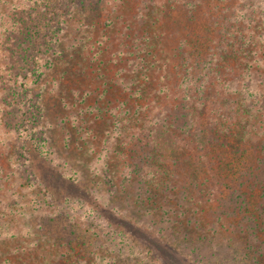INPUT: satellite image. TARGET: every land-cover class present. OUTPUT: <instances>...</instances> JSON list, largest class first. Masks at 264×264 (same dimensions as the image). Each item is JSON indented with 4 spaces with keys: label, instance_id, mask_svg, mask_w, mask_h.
I'll list each match as a JSON object with an SVG mask.
<instances>
[{
    "label": "trees",
    "instance_id": "16d2710c",
    "mask_svg": "<svg viewBox=\"0 0 264 264\" xmlns=\"http://www.w3.org/2000/svg\"><path fill=\"white\" fill-rule=\"evenodd\" d=\"M56 92L106 136L38 148L84 194L12 191L0 264H169L160 246L264 264V0H0V133L22 141L18 166L46 140Z\"/></svg>",
    "mask_w": 264,
    "mask_h": 264
},
{
    "label": "rangeland",
    "instance_id": "374dc122",
    "mask_svg": "<svg viewBox=\"0 0 264 264\" xmlns=\"http://www.w3.org/2000/svg\"><path fill=\"white\" fill-rule=\"evenodd\" d=\"M66 80L67 79H65V83L68 82ZM65 96L66 99H61L59 98L57 92L55 94L52 93L46 96V98L50 100V114L55 117L51 121L53 122V126L49 125L50 123H47L45 125L47 128L48 136L45 135L46 140L42 141V145H34L32 141H30L31 143L27 145V147H30V149H27V152H29L28 155L30 157V159H28V167L18 166L17 163H15L18 161V159L16 158L18 156L17 150H22V141L18 139L15 140L13 136L14 134L0 133V210H5V208L11 206V203L14 202V200H12V191H14L15 189H17L16 193H19L20 195H23L27 189H31L33 196H36L35 200H47L48 202H59V200L63 198V195L59 194L57 195V197H55L54 194H56L57 191H61L66 188L72 190V193L70 192L72 196H74V194L76 193L84 194L82 193V191H80L83 190V188L75 186L73 181L67 182L63 173L56 168L57 163H54V165L49 168L44 156L40 155V150H38V148L40 147H43V149L56 148L59 152L61 151L65 153L70 151L71 153H74L76 152V150H79V144L84 145L85 142L92 141V136L97 141L95 143L97 148H100V145L104 141V136H106V134L101 129V127H103L104 124L106 125V121L103 120V118L101 120V118L95 117V111L89 113L84 112V118L79 115V117H81L82 119L79 118V122L76 121L77 125H74V117H72L73 111L78 110L79 108L77 107V105L75 106L72 104L73 99L71 100L69 98V94ZM63 100H67L69 104H71V106L68 108V105L64 104L66 101L64 102ZM81 106H84L85 108L86 104L84 103ZM104 107L105 102L101 101L100 108L97 110L101 117L104 113ZM15 169H18L17 171L21 173L19 178H21V181L24 182V184L19 187H16V184L19 182V178L16 179L15 172L13 173ZM113 169L115 171L118 170L116 164L111 165V171ZM27 171H29L33 176L31 181L33 180L32 184L34 183V186L30 185L31 183H29L22 175L24 172ZM62 171L66 172L64 170ZM43 172H45V175L50 174L51 176L49 177V180H52V183L54 182V187L49 188L47 192L45 191V195L43 194V191H39L41 188H43L42 186H44V182H46L47 180L44 179L45 175H41V173ZM72 172L73 171L70 170V174H74ZM113 176L115 175L113 174ZM54 180L57 183H55ZM39 192H41L42 195ZM85 195H87V193H85ZM20 200L24 199L21 198ZM12 218L13 217L10 216L5 217L3 215H0V221L4 223L3 228H5V230H11L12 226H16L15 223L11 222ZM24 221L29 224V218L25 217ZM9 222L13 225H10ZM59 225L60 221L52 219L48 220L45 224L47 230L51 232H56ZM3 230H1L0 228V232H2ZM152 240H154L155 242H159L154 238H152ZM160 248L163 249L165 256H167L169 264H190V262L186 260L183 256H178L174 253H171L170 251L166 250L163 246H160Z\"/></svg>",
    "mask_w": 264,
    "mask_h": 264
}]
</instances>
